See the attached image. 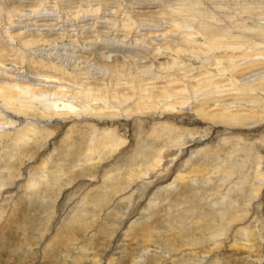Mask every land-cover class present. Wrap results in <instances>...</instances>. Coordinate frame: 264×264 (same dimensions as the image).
Here are the masks:
<instances>
[{
  "label": "rangeland",
  "instance_id": "obj_1",
  "mask_svg": "<svg viewBox=\"0 0 264 264\" xmlns=\"http://www.w3.org/2000/svg\"><path fill=\"white\" fill-rule=\"evenodd\" d=\"M7 75L84 96L0 98V264H264V0H0Z\"/></svg>",
  "mask_w": 264,
  "mask_h": 264
},
{
  "label": "bare ground",
  "instance_id": "obj_2",
  "mask_svg": "<svg viewBox=\"0 0 264 264\" xmlns=\"http://www.w3.org/2000/svg\"><path fill=\"white\" fill-rule=\"evenodd\" d=\"M212 18V17H211ZM216 19V18H215ZM11 24V23H10ZM43 25V24H42ZM35 26V25H34ZM39 27V26H38ZM42 27V26H41ZM17 28V27H16ZM36 28V27H35ZM19 31V29H18ZM21 33H14V36L19 37ZM38 34V33H37ZM39 36H41L42 34H38ZM187 36V35H186ZM216 37V36H215ZM215 37H213L215 39ZM218 39V38H217ZM224 39V38H223ZM29 40V39H28ZM219 40V39H218ZM30 41V40H29ZM32 41V39H31ZM213 41V40H212ZM211 41V43H212ZM217 40L215 39V42ZM220 41V40H219ZM27 42V41H26ZM25 42V43H26ZM221 42V41H220ZM230 42V41H229ZM209 43V42H208ZM210 43V44H211ZM207 44V43H206ZM225 44V43H224ZM216 45V44H215ZM221 45V44H219ZM240 45V44H238ZM237 45V46H238ZM209 46V44H208ZM212 46V45H210ZM233 46V45H232ZM231 46V47H232ZM218 46H215L213 48H216ZM227 47V46H224ZM230 47V46H229ZM235 47V46H234ZM242 47V46H241ZM209 48V47H207ZM219 48V47H218ZM216 48V49H218ZM215 49V50H216ZM238 50V48H237ZM227 51V50H226ZM2 53V52H1ZM1 56H4V54L2 53ZM46 57V56H45ZM50 57V56H49ZM45 69H50V71H57V68L54 65H48L47 67H45ZM107 71V70H106ZM8 77L11 78H5V81H0V98L6 103V107L7 110H12V109H17L20 108V112H29L32 111L35 106L36 103L40 105V107L42 108V114L44 116H50L53 115L56 118H59L58 116L66 114V112H72V113H76L78 110L75 109V106L72 105V100L74 99V101H78V99L80 100V96L78 95H82V93L77 92L76 94H73V92L71 91H67L65 90L66 87L58 84L57 86L54 87H47L48 83H56L58 80H56L55 78L52 77H48V76H40V75H36L35 76V80L37 82H29V81H20L18 80V78H15L12 75H7ZM237 81V80H236ZM216 84V83H215ZM74 85V84H73ZM77 85V84H76ZM83 86V85H81ZM253 86V85H251ZM77 87V86H76ZM87 88V86H85ZM247 87V86H246ZM255 89L252 90H256L258 88V84L257 86H255ZM49 88H54V90L49 89ZM82 88V87H81ZM261 88V87H260ZM263 88V87H262ZM251 89H247L251 90ZM77 90V89H76ZM75 90V91H76ZM87 89H84L83 92L85 93ZM260 90V89H259ZM89 91V90H87ZM237 91V90H236ZM89 95V94H87ZM84 94L81 96L83 97ZM86 96V95H85ZM75 97V98H73ZM125 97V96H124ZM260 98V97H259ZM90 98H88L89 100ZM100 100V99H99ZM87 101V100H86ZM106 102V101H104ZM76 103V102H75ZM89 103V102H88ZM87 103V104H88ZM4 104V103H3ZM82 104V101H81ZM79 104V105H81ZM94 104V103H93ZM78 105V104H77ZM76 105V106H77ZM89 105V104H88ZM4 106V105H3ZM170 106V105H169ZM90 106H84L83 107V111H92L93 108H90ZM109 108L106 104L104 106L103 109H107ZM95 111H101V108H95ZM111 110V109H110ZM78 113V112H77ZM92 113V112H91ZM81 113H79L80 115ZM202 115V114H201ZM225 116V115H222ZM227 116V115H226ZM233 116V115H232ZM224 118V117H222ZM237 118V117H236ZM235 119V118H233ZM220 120V119H219ZM228 120V119H227ZM235 121V120H234ZM3 120H0V124L3 123ZM242 122V120H241ZM245 122V121H244ZM236 123V122H235ZM238 123V122H237ZM236 123V124H237ZM241 124V123H240ZM243 125V124H242ZM39 126V125H38ZM34 125H25L23 126V128L21 130H19L18 132V139H20L21 141H23L24 138H28V139H34L36 135L40 134V129L39 127ZM39 132V133H38ZM100 141V143H99ZM95 142V148L98 147H104L105 149H109V150H113L115 148V146H117V143H122L121 138L115 137L113 135L110 134V132H99L98 134H95V136L93 135L92 139L90 140V143H94ZM99 144H98V143ZM118 144V145H119ZM93 146V145H91ZM260 161V160H259ZM161 163V158L159 156H157L152 162L148 163L147 165L149 167H157L159 166ZM148 170V169H146ZM263 172V171H262ZM151 173V172H150ZM256 174V172H255ZM264 175V174H263ZM39 176V175H38ZM47 176V175H46ZM256 175H254L255 177ZM259 176V175H258ZM40 177V176H39ZM57 177V176H56ZM114 178V177H113ZM262 178V177H261ZM41 182V181H40ZM39 182V183H40ZM262 182V181H261ZM37 183V180L35 179H31L29 182V186L33 187L35 184ZM245 184V183H244ZM4 185V184H3ZM2 185L0 184V187ZM243 188V187H242ZM32 189V188H31ZM254 192V191H253ZM183 220V219H182ZM188 220V219H187ZM198 222V221H197ZM182 224V223H181ZM213 232V231H212ZM214 239V238H213ZM249 240V239H248Z\"/></svg>",
  "mask_w": 264,
  "mask_h": 264
}]
</instances>
